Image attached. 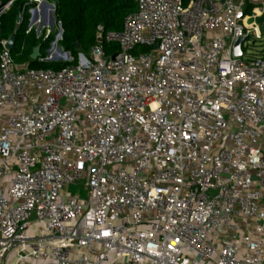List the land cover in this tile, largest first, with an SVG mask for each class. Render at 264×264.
I'll list each match as a JSON object with an SVG mask.
<instances>
[{
  "label": "built area",
  "instance_id": "2783aa9c",
  "mask_svg": "<svg viewBox=\"0 0 264 264\" xmlns=\"http://www.w3.org/2000/svg\"><path fill=\"white\" fill-rule=\"evenodd\" d=\"M127 1L76 66L0 39V264H264V0Z\"/></svg>",
  "mask_w": 264,
  "mask_h": 264
},
{
  "label": "trees",
  "instance_id": "16d2710c",
  "mask_svg": "<svg viewBox=\"0 0 264 264\" xmlns=\"http://www.w3.org/2000/svg\"><path fill=\"white\" fill-rule=\"evenodd\" d=\"M55 5V17L62 24V40L59 45L65 52H70L73 61L70 63H40L33 60L35 50L39 49V57H45L51 39L45 33L37 37L35 31L26 34L28 27V0H0V9L10 4L9 9L0 18V39L15 38V49L12 56L18 64H29L33 69L62 70L78 64L80 54L88 55L97 44L100 33L120 32L124 28L126 17L137 10V5L127 0H45ZM192 0H185L187 5ZM25 12V13H24ZM24 20L18 24V17ZM80 45V49L76 45ZM107 55H115L116 44H104ZM146 52L148 49L140 48Z\"/></svg>",
  "mask_w": 264,
  "mask_h": 264
},
{
  "label": "water",
  "instance_id": "95a60500",
  "mask_svg": "<svg viewBox=\"0 0 264 264\" xmlns=\"http://www.w3.org/2000/svg\"><path fill=\"white\" fill-rule=\"evenodd\" d=\"M20 22H21V16L18 17V24H20ZM54 23H55V18H54V16H53V17H52V21H51V25H54ZM246 39H247V37L244 36V37H242V38L238 41V43L236 44V46H235V56H241V55H242L241 45L243 44V42H244ZM98 42H99V43H103V39H102L101 37H99V38H98ZM15 43H16L15 38H11V39L9 40V43H8V45H7V49H8L10 52H12V51L15 49ZM76 48L79 50V49H80V45L77 44V45H76ZM39 55H40V53H39V49L35 50V52H34V54H33V56H32L33 60H37L38 57H39Z\"/></svg>",
  "mask_w": 264,
  "mask_h": 264
},
{
  "label": "rangeland",
  "instance_id": "374dc122",
  "mask_svg": "<svg viewBox=\"0 0 264 264\" xmlns=\"http://www.w3.org/2000/svg\"><path fill=\"white\" fill-rule=\"evenodd\" d=\"M23 16H24V13H23ZM260 23H261V24H264V18L260 20ZM55 30H56V32L58 33L57 28H56ZM263 41H264V28H263V39H262V41H260V40L257 41V43H256V46H258L257 48H261V47H262V42H263ZM251 45H252V43H251ZM12 52H13V51H12ZM12 52H11V53H12ZM12 57H13V56H12ZM13 59H14V58H13ZM14 60H15V59H14ZM70 190H71L72 193H75V192L78 191V189H77V188H74V187H72ZM81 191H82V196L85 198V197L87 196V193L83 190V188H81Z\"/></svg>",
  "mask_w": 264,
  "mask_h": 264
}]
</instances>
